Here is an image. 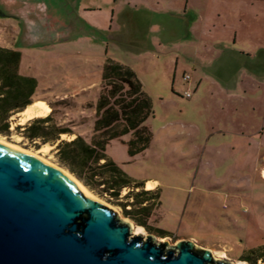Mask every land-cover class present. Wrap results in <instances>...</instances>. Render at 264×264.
<instances>
[{"label": "rangeland", "instance_id": "rangeland-1", "mask_svg": "<svg viewBox=\"0 0 264 264\" xmlns=\"http://www.w3.org/2000/svg\"><path fill=\"white\" fill-rule=\"evenodd\" d=\"M31 1L41 3L42 10L46 8L34 21L39 20L42 25L46 15H51L71 25V31L62 37H47L31 44L20 35L10 45L21 52V74L36 79L37 96L44 97L54 109V121L69 129L70 133L60 135L59 140H70L76 135L90 140L91 113L106 59L130 67L151 98L153 115L144 123L152 134L149 146L130 156L126 144L130 135H125L110 141L105 154L133 182H156L160 206L153 207L147 222L169 235L159 237L126 216L122 203L132 201V196L125 197L129 189L123 188L115 199L81 183L122 220L133 225L130 237L152 236L155 242H166L169 246L180 239L192 240L209 249L215 258L248 264L240 259L242 254L264 244V142L259 144L258 137L240 136L231 141L230 137L213 131L217 126H240L245 119L243 113L249 116L252 113L245 121L248 126H262L264 75L257 76L264 72V59L258 58V54L246 64L230 61L234 63L231 71L235 77L231 86L238 93L244 91L245 100L237 103L240 115L237 119L215 114V109L209 107L211 79L203 80L200 89H196L198 71L202 72V68L192 62L198 41L188 22L204 17L206 28L220 30L228 42L232 41L234 31H239L235 47L241 49L246 37L242 33L250 28L249 22L258 14L264 23V0H140L134 21L119 15L124 10L132 12L134 0L128 7L125 0ZM14 5L13 0H0L3 23L7 14L21 12L9 8ZM13 37L4 24L0 25V43L9 47ZM211 40L206 39L207 43ZM224 62L207 61L208 73H218L226 65ZM185 74L190 75L189 81L184 80ZM185 90L191 92L190 98L183 95ZM73 91L78 93L59 95ZM250 108H256L255 112ZM17 114L19 117L21 112L10 119L9 134L0 136L41 154L44 143L40 139L29 140L16 129L20 125L14 117ZM58 141L49 143L52 148L44 157L65 168L55 155Z\"/></svg>", "mask_w": 264, "mask_h": 264}, {"label": "water", "instance_id": "water-1", "mask_svg": "<svg viewBox=\"0 0 264 264\" xmlns=\"http://www.w3.org/2000/svg\"><path fill=\"white\" fill-rule=\"evenodd\" d=\"M67 171L0 142V264H234L192 240L130 237Z\"/></svg>", "mask_w": 264, "mask_h": 264}, {"label": "trees", "instance_id": "trees-1", "mask_svg": "<svg viewBox=\"0 0 264 264\" xmlns=\"http://www.w3.org/2000/svg\"><path fill=\"white\" fill-rule=\"evenodd\" d=\"M20 64V51L0 46V134H9L13 114L37 101L34 98L37 81L21 74ZM100 80L89 141L80 135L59 140L60 135L70 131L54 121L53 108L46 116L32 118L16 129L29 140L40 139L48 144L59 140L55 146L58 161L90 190L117 199L123 188L129 189L125 197L132 196V201L122 203L126 216L146 231L166 237L167 231L147 222L153 207L159 204L158 190L141 189L143 183L130 180L105 154L110 141L125 135H130L126 143L130 156L149 146L152 134L144 123L153 115L151 98L136 73L114 60L106 59L103 63ZM240 259L248 264H257L258 260L264 264V244L246 250Z\"/></svg>", "mask_w": 264, "mask_h": 264}, {"label": "crops", "instance_id": "crops-1", "mask_svg": "<svg viewBox=\"0 0 264 264\" xmlns=\"http://www.w3.org/2000/svg\"><path fill=\"white\" fill-rule=\"evenodd\" d=\"M16 2V5L13 7H9L13 10H18L21 12L15 15L7 14L5 17L7 20H5V23H3L4 20H0V25L6 26L9 29V32L13 34V40L8 43L9 47L13 43H16L15 36L22 35V39L26 43H35L39 40H45V38H56V37H62L64 35H67L71 31V25L69 22L62 18H55L51 15H46V18L44 19V23L41 25L39 20L34 21V17H37V15L44 11L45 13L46 8L43 7V10L41 8V3H35L31 0H13ZM132 0H125L124 4L125 7H128V5L131 3ZM140 0H134L135 2V8L132 12H129L127 10H124L121 14V18L123 19H130L134 21V19L137 17L135 14V11L138 8ZM115 2V1H114ZM158 4V2H156ZM19 9H16V8ZM124 7V9H125ZM158 7V5H157ZM92 8V7H91ZM86 10V9H85ZM126 11V12H125ZM47 12V11H46ZM113 14H114V8H113ZM1 16H4L1 14ZM49 16V17H47ZM257 14L256 18L249 22L250 28L245 31L246 37L245 42L241 45V49H236L237 44V37L239 34V31L235 30L232 34V41L228 42L227 38H225L224 33H220V30H216L215 28L207 29L205 25V18L204 17H198L197 20L194 19V21L190 24V29H192L195 34H197V45L195 47L194 55H193V64L194 66H197L198 68H202V72L198 71V78L196 83V89H200L201 83L205 79H211L208 81L212 84V89L210 91L209 99L212 100V103L209 107H212V109H215V114H225L230 116V120H232V117L238 118L239 115V108H238V102L242 103V100H245V94L244 91L241 93H238L237 91L233 90L234 86H231L234 84V73L231 71V65L230 61L232 60H239L243 62V64L247 63L248 59H255L258 55V58L264 59V23L262 19L258 17ZM12 20H9V19ZM42 21V20H41ZM90 25H92V22H89ZM212 39L211 42L209 41L207 43L206 39L209 38ZM4 45V46H3ZM139 45V44H136ZM0 46L6 47V44L0 43ZM13 49V48H11ZM221 60L226 61L224 62L226 65L223 66V69L217 72H211L208 73L207 61H213V60ZM215 62H212L213 64ZM257 65H260L259 63H256ZM103 65V64H102ZM21 66V64H20ZM228 68H230V72H228ZM258 68V67H256ZM261 76L263 77L264 72L261 71ZM246 78V77H245ZM90 85H93L90 84ZM225 89H224V87ZM85 89V88H84ZM84 89H79L77 91H81ZM99 87L96 89L98 91ZM235 89V88H234ZM77 91L69 92V93H61L59 94L62 97H65L67 94L70 96L72 93L76 95L78 93ZM37 92V91H36ZM35 92V100L43 101L47 104V100L44 97H38L37 93ZM59 95H55V97H59ZM97 94H95L96 98ZM201 97V96H200ZM44 98V99H43ZM202 98V97H201ZM264 101V99H263ZM263 105V103H262ZM49 107V106H48ZM91 110V109H90ZM256 108H250L251 112H255ZM51 107H49L48 113H50ZM94 112V110L92 109ZM93 112L91 113L93 117ZM47 113V114H48ZM46 114V115H47ZM45 115V116H46ZM243 117H245L244 121L241 123L240 126H214L216 129H214L213 132L220 133L223 137H230L231 141H234V139L239 138H245V139H255V137H258L257 142L259 144H262L264 142V118L262 126H250L251 124H247L245 122L251 118L252 113H243ZM28 121V120H27ZM92 121V120H91ZM18 122V121H17ZM239 124V122H236ZM260 124V123H259ZM213 128V126H211ZM235 137V138H234ZM257 139V138H256ZM264 175V174H263ZM150 183L151 186L149 187L147 184ZM143 190H157L156 182L151 180H146V182L143 183V186L141 187ZM160 206L159 204L156 205V207Z\"/></svg>", "mask_w": 264, "mask_h": 264}, {"label": "bare ground", "instance_id": "bare-ground-1", "mask_svg": "<svg viewBox=\"0 0 264 264\" xmlns=\"http://www.w3.org/2000/svg\"><path fill=\"white\" fill-rule=\"evenodd\" d=\"M49 111V107L48 105L43 102V101H34L32 104L28 105L25 109H23L21 112V114L19 115V118H18V124L22 125L24 123L27 122V120H30L32 118H35V117H43L45 116ZM63 136L65 134H62ZM68 138V136H67ZM0 142L5 144V145H8L10 147H16L17 149L21 150V151H24V152H27L39 159H41L42 161H45L49 164H51L52 166H54L55 168H57L58 170H60L62 173L72 177L73 179H75L71 174H69V172L63 168V167H59L58 165L50 162L47 158H45V154L48 153L50 151V148H52L50 146V144L48 143H44L42 144V148L40 150L41 154H38L37 152L35 151H31V150H28V149H23L22 147L18 146V145H15L11 142H8L3 136H0ZM77 182V184L82 188V190L89 196L91 197L92 199L98 201V202H101V203H104L102 202L101 200L97 199L95 196H93L87 189L85 186L82 185V183L78 180H75ZM149 187L151 186L150 183L147 184ZM130 225V224H129ZM133 225H131L130 227H132ZM134 228V227H133ZM141 229V227H139ZM206 248V247H205Z\"/></svg>", "mask_w": 264, "mask_h": 264}, {"label": "built area", "instance_id": "built-area-1", "mask_svg": "<svg viewBox=\"0 0 264 264\" xmlns=\"http://www.w3.org/2000/svg\"><path fill=\"white\" fill-rule=\"evenodd\" d=\"M184 80L185 81H189L190 80V75L189 74H185L184 75ZM183 95L186 97V98H190L191 97V92L189 90H185L183 92Z\"/></svg>", "mask_w": 264, "mask_h": 264}]
</instances>
